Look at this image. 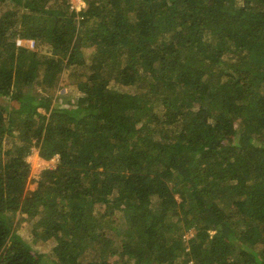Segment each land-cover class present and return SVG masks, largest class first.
<instances>
[{"label": "trees", "instance_id": "obj_1", "mask_svg": "<svg viewBox=\"0 0 264 264\" xmlns=\"http://www.w3.org/2000/svg\"><path fill=\"white\" fill-rule=\"evenodd\" d=\"M81 1L0 0V264H264V0Z\"/></svg>", "mask_w": 264, "mask_h": 264}, {"label": "rangeland", "instance_id": "obj_2", "mask_svg": "<svg viewBox=\"0 0 264 264\" xmlns=\"http://www.w3.org/2000/svg\"><path fill=\"white\" fill-rule=\"evenodd\" d=\"M70 1L72 5L73 4L75 5L78 2L77 0H69V2ZM21 44L25 47L31 48L29 43L26 41L21 42ZM65 73L61 76L60 80L62 81V83L60 84L61 85L60 88L56 90L55 95L56 96L67 95V99H68V95H69L68 88L70 87V84H68V82L66 83V79L68 80V77L66 76ZM65 83L67 84L66 87L64 85ZM76 97L77 96H75L74 94L73 96H71V99L76 100ZM14 106L16 105L14 104ZM27 161L29 162L30 167H31L30 176L34 178H37L41 171L51 168L55 163V159H52L51 161H43L42 159H40L38 156L37 149L35 148L32 149L31 154L27 158ZM34 188H35V183H30L27 185L26 190L30 191V190H33ZM19 219H20L19 224H17L18 218L14 221V225L16 227L15 229L16 234L20 236L21 239L30 246L34 254L39 255L43 253H48L49 249L54 245L53 240H49L45 242L43 241L40 242V241L35 240L34 239L35 237L33 236V233H32L33 224H30L29 220L27 219L21 220L22 219L21 216H19ZM191 234H192V231H190L186 237L187 238L191 237Z\"/></svg>", "mask_w": 264, "mask_h": 264}, {"label": "built area", "instance_id": "obj_3", "mask_svg": "<svg viewBox=\"0 0 264 264\" xmlns=\"http://www.w3.org/2000/svg\"><path fill=\"white\" fill-rule=\"evenodd\" d=\"M77 1H78L77 4H75V5L73 4L72 5V8L75 9L76 12L79 11L84 6V4H83V2L81 0H77ZM28 43H29V45L32 48L33 47V42L32 41H28ZM18 45H22L21 41H18Z\"/></svg>", "mask_w": 264, "mask_h": 264}]
</instances>
